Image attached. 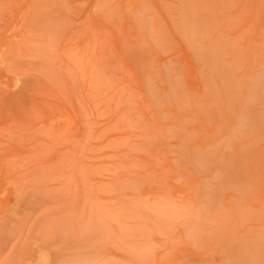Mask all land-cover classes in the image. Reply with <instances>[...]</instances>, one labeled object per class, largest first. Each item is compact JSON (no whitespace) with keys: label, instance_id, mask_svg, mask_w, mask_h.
I'll return each instance as SVG.
<instances>
[{"label":"rangeland","instance_id":"rangeland-1","mask_svg":"<svg viewBox=\"0 0 264 264\" xmlns=\"http://www.w3.org/2000/svg\"><path fill=\"white\" fill-rule=\"evenodd\" d=\"M0 264H264V0H0Z\"/></svg>","mask_w":264,"mask_h":264}]
</instances>
